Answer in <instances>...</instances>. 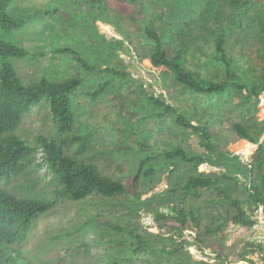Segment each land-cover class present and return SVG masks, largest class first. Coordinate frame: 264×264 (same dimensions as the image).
<instances>
[{"label": "trees", "instance_id": "obj_1", "mask_svg": "<svg viewBox=\"0 0 264 264\" xmlns=\"http://www.w3.org/2000/svg\"><path fill=\"white\" fill-rule=\"evenodd\" d=\"M12 1L0 0V27L13 30L26 23L31 14L9 12L8 7ZM118 1L138 4L142 13L140 16L132 15L129 19L137 36L142 33L145 37L139 44H135V48L137 53L148 58L153 66L165 67L166 71L193 95L209 99L236 98L242 111L246 113L258 105L264 93V17L261 16L260 8L254 14L249 11L253 8H250V5L254 0H195L203 6L197 13L189 15V19L183 15L185 10L180 6L181 18H178V12H175L167 19H157L150 16L145 0ZM177 1L178 4L188 5L194 0ZM86 2L88 7L91 5L92 10L107 14V0H101V5H98L97 0ZM227 5H230L232 10H228ZM246 17L254 20L256 30L252 38L253 45L248 48L234 30V26L246 28ZM114 22L111 20L109 23L114 25ZM93 26L96 28L95 23ZM119 30L129 37L124 28L119 27ZM94 33L99 31L94 30ZM124 43V38L116 40L118 45L124 46ZM63 50L67 51L68 48ZM28 53L25 47L7 41L0 35L1 57L24 56ZM116 53L119 55L118 48L113 56H116ZM198 56L215 62L216 68L220 67V70H210L202 61H197ZM117 58L122 59L120 56ZM81 59L88 69L92 68L87 65L89 62L86 59ZM254 60L258 61L259 67L253 64ZM101 71H108L112 78L100 83L89 95L108 93L109 87L116 79H132L138 84L135 89L144 104L141 107L128 98V108L132 109V112L136 111L134 109L140 111L139 123L149 119L157 120L161 125L170 117L181 129L189 128L197 134L199 144L206 151L194 153L183 143L174 142L170 148L157 146L155 154L142 153L140 157L135 158L131 168V182L129 178L123 181L104 175L96 163H79L64 147L71 139H82V144L85 141V138L70 134L76 118L72 96L84 84L85 78L75 75L60 81L42 78L28 83L19 77L10 61L3 60L0 67V264H21L22 261L23 264H31L29 255L19 247L27 243L33 226L41 216L56 205L57 198L52 199L45 191L36 189V182L31 173L36 163L39 144L44 152L43 162L56 175L54 183L58 186L57 192L60 194L57 197H68L74 201L87 199L94 194L104 197L123 195L131 189L130 187L136 189L139 182L148 183L159 167L171 174L182 167L190 168L186 174H179V181L162 194L171 193L175 198V201L168 205V210L162 211L160 207L153 210L159 227L169 226L172 248L152 246L150 237L154 233L151 231L146 235L128 229L135 238V247L132 250L156 248L173 254L184 251L189 246L203 245L211 236L224 234L223 227L226 225L235 224L245 229L254 227L257 223L254 211L264 207V145H259L253 162L244 161L239 154L228 149V143L225 144L219 138V132L212 128L211 113L201 114L193 111L190 114L189 109H180L163 100L161 96H156L154 92L146 90L142 82L125 70L106 65ZM42 101L48 102L55 127L48 135H36L35 143L32 140L29 142L20 135L21 128L26 114ZM194 121L198 123L195 124ZM232 127L239 139H246L255 144L264 134V120L236 121ZM135 136V142L143 145L139 136L133 134V138ZM158 161L162 162L157 163ZM43 162L39 164L42 165ZM207 162L224 169L220 173L199 171V166ZM239 175L246 178L245 200L227 185L228 181L237 179ZM203 215L209 216L211 220L206 221ZM118 227L123 228L120 225ZM186 231H190L188 235ZM207 245L215 247L218 257L222 258V264L228 263L229 253L222 243L215 240ZM256 251L262 254L263 246L246 240L238 253V259L257 264L249 257Z\"/></svg>", "mask_w": 264, "mask_h": 264}, {"label": "rangeland", "instance_id": "obj_2", "mask_svg": "<svg viewBox=\"0 0 264 264\" xmlns=\"http://www.w3.org/2000/svg\"><path fill=\"white\" fill-rule=\"evenodd\" d=\"M145 1L150 16L157 19H167L175 12L181 18L179 6L184 8L183 15L189 19V15L197 13L203 6L195 0L188 5L178 4L177 0ZM86 3V0H13L8 11L15 14L28 12L31 14L30 19L13 30L0 27V35L4 39L29 51L24 56H0V67L3 60L10 61L19 77L28 83L42 78L60 81L75 75L85 78L84 84L72 96L76 118L70 133L85 138V141L82 144V139H71L64 146L79 163L94 162L104 175L123 181L129 178L131 182L134 159L142 153L155 154L157 146L170 148L174 142H181L191 152L206 151L199 144L197 134L189 128L181 129L170 117L161 125L158 124L159 121L149 119L139 123L140 111L134 109L136 111L132 112L128 108V98L141 107L144 104L135 89L138 84L132 79H116L108 93L89 95L100 83L112 78L108 71H101L106 65L129 72L144 84L146 90L154 92L156 96H161L163 100L180 109H189L190 114L193 111L211 113L210 124L219 132V138L225 144L228 143V149L239 154L244 161H254L259 145H264V134L254 144L239 139L232 125L236 121L264 120V93L258 105L249 113L242 111L236 98L209 99L191 94L165 67H155L148 58L137 53L135 44H139L145 35L141 33L137 36L129 17L140 16L142 12L139 11L138 4L107 0L108 12L103 14L92 10L91 5L89 4V8ZM97 3L102 4L101 0H97ZM175 5L177 6L171 8ZM250 8L252 14L260 8L261 16L264 17V0H254ZM227 9L232 10V7L227 5ZM111 20L115 21L114 25L109 23ZM94 23L97 29L94 28ZM253 24L254 20L246 17V28L234 26L235 34L241 36L247 48L253 45L252 38L256 31ZM119 27L124 28L129 37ZM94 30H98L100 34L94 33ZM121 38L125 39L124 46L116 44V40ZM61 47L69 49L59 51ZM116 48L119 52L116 56H120L122 61L113 56ZM142 49L143 47L140 51ZM56 50L58 52L54 54ZM81 58L86 59L89 62L87 65L92 68L88 69ZM197 61H202L212 71L220 70V67L216 68L215 62L200 56ZM253 64L259 67L257 60ZM194 123L197 124L198 121ZM54 127L49 104L42 101L26 114L21 134L18 130L17 133L35 143L36 135H48ZM133 134L139 136L143 145L135 142L136 136L133 138ZM43 154L42 145L39 144L36 163L31 173L36 189L45 191V194L52 199L57 198V201L33 226L27 243L22 245V250L34 261L33 264H222V258L218 257L215 247L206 246L208 242L215 240L222 243L229 253L227 264H252L239 260L238 253L246 240L260 243L263 246L262 254L256 251L249 257L257 264H264L263 206L254 211L257 218L254 227L245 229L235 224L226 225L223 227L224 234L209 237L203 245L189 246L186 250L173 254L156 248L141 251L136 247V250H132L135 247V238L128 229L146 235L151 231L154 233L150 237L152 246L172 248L169 226L160 228L153 210L157 207L162 211L168 210V205L175 198L171 193L162 194L179 181V174H186L190 168L182 167L171 174L159 167L148 183L139 182L136 189L130 187L123 195L104 197L94 194L87 199L74 201L68 197H57L60 194L54 183L56 175L43 162ZM160 162L162 161L157 163ZM223 169L222 166H214L208 162L199 166V171L206 173H220ZM227 185L233 192L240 194L243 200L246 199V178L243 175L228 181ZM203 216L206 221L211 220L209 216ZM119 225L123 228L118 227ZM189 232L186 231V234ZM23 263L22 261L21 264Z\"/></svg>", "mask_w": 264, "mask_h": 264}, {"label": "clouds", "instance_id": "obj_3", "mask_svg": "<svg viewBox=\"0 0 264 264\" xmlns=\"http://www.w3.org/2000/svg\"><path fill=\"white\" fill-rule=\"evenodd\" d=\"M64 48H66V47H61L62 50H63ZM68 49H69V48H68ZM63 51H64V50H63ZM245 140H246V139H245ZM254 144H255V143H254ZM20 248L22 249V246L19 247V249H20ZM29 262H30L31 264H33L34 261L30 258Z\"/></svg>", "mask_w": 264, "mask_h": 264}]
</instances>
